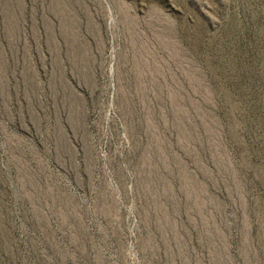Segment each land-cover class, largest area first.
<instances>
[{"label":"rangeland","instance_id":"rangeland-1","mask_svg":"<svg viewBox=\"0 0 264 264\" xmlns=\"http://www.w3.org/2000/svg\"><path fill=\"white\" fill-rule=\"evenodd\" d=\"M0 264H264V0H0Z\"/></svg>","mask_w":264,"mask_h":264}]
</instances>
